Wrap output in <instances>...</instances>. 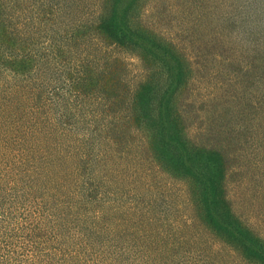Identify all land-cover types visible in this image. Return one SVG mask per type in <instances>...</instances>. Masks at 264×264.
I'll use <instances>...</instances> for the list:
<instances>
[{
  "label": "trees",
  "instance_id": "obj_1",
  "mask_svg": "<svg viewBox=\"0 0 264 264\" xmlns=\"http://www.w3.org/2000/svg\"><path fill=\"white\" fill-rule=\"evenodd\" d=\"M160 1L0 0V264H264V47L198 64Z\"/></svg>",
  "mask_w": 264,
  "mask_h": 264
},
{
  "label": "rangeland",
  "instance_id": "obj_2",
  "mask_svg": "<svg viewBox=\"0 0 264 264\" xmlns=\"http://www.w3.org/2000/svg\"><path fill=\"white\" fill-rule=\"evenodd\" d=\"M179 3L180 7L171 10V0H161L159 3H156L154 10L145 11L144 14L148 16V20L153 19L158 21L159 17L157 15L162 8L163 11L161 13H166L163 14L164 19L168 20V18H171L167 26L180 38V43H184L188 47L187 52L191 55L194 62L199 61L201 57L206 60V56L212 57L217 55L219 57L220 55L222 58L225 57L242 65L243 63H247L251 56L257 55L251 52L256 44H259L260 48L264 47V37L261 36L264 33V0H208V3H192L190 11L186 6L187 0H179ZM201 14L205 16L202 24H206L207 29L203 31H190V33L186 34L185 31L187 29L193 26L197 27L196 17ZM226 14L230 17L229 22L225 23L224 29L220 27L218 30L223 19H225L223 15ZM166 15L170 16L165 18ZM218 17L220 18L218 19ZM215 31L216 37L212 39H215L218 45L212 43L208 46L205 43L201 45L198 42L194 43L195 37L204 35L212 37ZM207 41L209 39L202 42ZM193 45L199 47L202 52L198 51ZM197 63L199 64L200 62ZM215 71L216 68L206 70L205 75L207 74V76L200 78L198 81L200 82L198 83L199 92L195 89L198 96L208 95L212 99L214 95L227 89L223 80L232 77L234 74L232 72L229 74L228 72H218L211 75ZM254 88L262 92L258 87ZM261 117L264 116L262 115Z\"/></svg>",
  "mask_w": 264,
  "mask_h": 264
}]
</instances>
